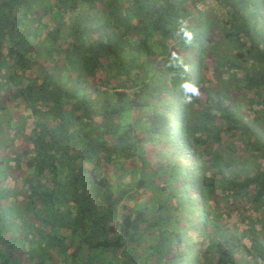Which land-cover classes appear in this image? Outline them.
Instances as JSON below:
<instances>
[{
  "label": "trees",
  "instance_id": "1",
  "mask_svg": "<svg viewBox=\"0 0 264 264\" xmlns=\"http://www.w3.org/2000/svg\"><path fill=\"white\" fill-rule=\"evenodd\" d=\"M0 264H264V0H0Z\"/></svg>",
  "mask_w": 264,
  "mask_h": 264
},
{
  "label": "rangeland",
  "instance_id": "2",
  "mask_svg": "<svg viewBox=\"0 0 264 264\" xmlns=\"http://www.w3.org/2000/svg\"><path fill=\"white\" fill-rule=\"evenodd\" d=\"M212 1H208V4L205 7H210L212 4ZM17 170V169H16ZM20 170V169H19ZM21 171V172H20ZM15 171V173H22L23 171ZM213 197L211 198L212 204L218 208V210L224 215V208L227 210H232L235 214L233 215V219H239V212H243V209H241L242 202L238 199H232L228 198V196H225L223 192L219 188H217L213 193ZM239 211V212H238Z\"/></svg>",
  "mask_w": 264,
  "mask_h": 264
},
{
  "label": "clouds",
  "instance_id": "3",
  "mask_svg": "<svg viewBox=\"0 0 264 264\" xmlns=\"http://www.w3.org/2000/svg\"><path fill=\"white\" fill-rule=\"evenodd\" d=\"M186 35H188V34H186ZM188 38L190 40V36ZM184 88H185V92H187V93H191L192 95H197L198 94L197 88L195 86L191 85V84H186L184 86Z\"/></svg>",
  "mask_w": 264,
  "mask_h": 264
}]
</instances>
